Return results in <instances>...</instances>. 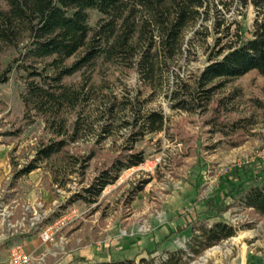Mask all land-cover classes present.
<instances>
[{
  "label": "trees",
  "instance_id": "16d2710c",
  "mask_svg": "<svg viewBox=\"0 0 264 264\" xmlns=\"http://www.w3.org/2000/svg\"><path fill=\"white\" fill-rule=\"evenodd\" d=\"M233 7L242 23L232 22L236 24L232 40L223 43L231 34V26L223 29ZM250 8L255 18L248 38L243 23ZM92 12L102 16L96 28L90 25ZM212 33L215 49L209 52L204 46L207 66L198 72L175 73L173 68L189 58L193 38L206 42ZM7 53L12 58L0 71V85L9 82L13 71L24 74L22 121L31 126L41 120L46 136L38 140L32 159L20 170L10 153V189H18L19 180L42 169L53 192L71 193L46 221L50 225L78 202L96 204L123 172L146 162L137 143L166 132L169 124L163 108H153L157 96L161 94L171 112L205 115L228 85L251 73L264 78V0H0V57ZM113 68L125 79L134 73L137 88L125 86L120 93L112 80L95 81V71ZM77 75L80 80L72 81ZM238 96L217 99L216 116L207 121L211 133L232 148L242 143L252 124L250 118L219 123L221 117L235 113ZM256 106L262 109L261 104ZM109 139L118 155L86 180L98 151L93 147L83 154L80 146L92 143L99 148ZM117 140L123 142L119 147ZM75 178H80L81 189L71 192ZM252 183L240 196V204L264 217V175ZM244 188L241 185L234 192ZM142 191L143 185L133 189L127 205ZM209 206L208 210L213 208L212 203ZM189 228L192 237L186 251L169 254L160 263L141 259L101 264H184L185 256L200 257L236 235L226 223Z\"/></svg>",
  "mask_w": 264,
  "mask_h": 264
},
{
  "label": "rangeland",
  "instance_id": "374dc122",
  "mask_svg": "<svg viewBox=\"0 0 264 264\" xmlns=\"http://www.w3.org/2000/svg\"><path fill=\"white\" fill-rule=\"evenodd\" d=\"M254 18L255 12L250 8L243 23L248 38L253 31ZM101 19L99 13L92 12L91 27L96 28ZM234 21L242 23V17L233 7L227 14L223 29L226 31L231 26V34L227 38H224V34L220 35L224 38L223 43L232 40L236 28V24L232 25ZM213 33L206 42L200 37L193 38L189 58L182 60L173 71L182 75L185 71L203 70L208 64L206 47L209 52L215 49ZM11 58V53L0 57V71L7 67ZM23 77V73L13 71L9 82L0 85L2 243L7 244L21 236L15 233L18 228H13L12 220L23 219L26 228L23 235L31 230L32 235L35 234L45 246L43 250L48 252L45 264H55L65 258L68 261L66 264H101L117 260L139 262L141 259L160 263L169 254L186 251L192 237L190 225L198 227L199 223L209 226L226 223L236 229L235 237L207 250L200 257L188 259L189 256H185L184 264H264V217L245 209L239 201L242 193L253 185V180L264 175V78L251 73L228 85L218 95L217 99L235 93L239 95L234 102L235 113L229 118L221 117L219 123L236 118L252 119L249 132L235 148L218 134H212L207 126V121L216 116L214 109L218 106L217 99L207 114L191 115L171 112L161 94L157 96L153 108L162 107L169 117V124L166 132L149 135L137 143L136 148L145 153L146 162L123 172L119 181L108 187L96 204L90 207L78 202L53 224L45 225L72 194L63 190L53 192L49 181L44 179L47 176L44 170H37L21 181V192L14 197L21 204L20 208L16 209L17 204H12V209L8 204L12 197L8 192L10 153L20 170L32 159L38 140L46 137L43 136L41 120L31 126L22 121ZM94 77L96 82L100 77L114 81L113 87L120 93L125 86L133 90L137 88L136 75L131 73L125 79L117 68L95 71ZM79 80L80 75L72 78V81ZM119 81H123L124 85L121 86ZM258 103L262 109L256 106ZM113 143L109 139L99 148L92 143L80 146L83 154L93 147L98 151L90 163L86 180L93 179L99 169L118 155ZM122 144V140L116 141L117 147ZM73 181L69 189L77 192L81 189L80 178ZM142 185V193L127 205L130 192ZM241 185L245 188L235 193V189ZM211 203L214 209L208 210ZM61 219H66L64 226L53 234L52 240L45 242L43 233ZM21 228L25 229L22 225ZM22 249L25 252L24 247ZM33 258L34 264H41L39 257Z\"/></svg>",
  "mask_w": 264,
  "mask_h": 264
},
{
  "label": "crops",
  "instance_id": "0c3cea01",
  "mask_svg": "<svg viewBox=\"0 0 264 264\" xmlns=\"http://www.w3.org/2000/svg\"><path fill=\"white\" fill-rule=\"evenodd\" d=\"M10 175H11V173H10ZM26 177H28V176H26ZM26 177H24V178H26ZM24 178H22L21 180L18 181V183H17L18 189H10V182L12 180V175H11L10 181L8 182V192L11 193V196H12L11 199L8 200V204H11L12 209H13L12 204H17L15 207L16 209L20 208V206H21V204L19 202L18 203L16 202L17 199H14V197L17 196L16 194L21 192V189H22L21 188V181ZM13 221H14V224L12 225L13 228H18L15 233L18 235H21V236L19 238L13 239L11 242H8L7 244L2 243V241L0 239V264H11V254H10L11 249L13 247H16V246L24 247L25 252L32 255L33 257L34 256L41 257L45 254L46 255V261H47L48 252L46 249L43 250V248L45 246H43V244L40 243L37 236L35 234L32 235L31 230L29 231L30 233L23 235L24 234L23 231L26 232L25 223L24 222L22 223V221H24V220L23 219L22 220L21 219L15 220V218H13L12 222ZM21 225L25 228L24 230H22ZM40 250H43V251L41 252ZM66 261L67 260L65 258L59 262L56 261L55 264H66ZM108 262H111V261H108ZM67 263H68V261H67ZM101 263H107V262H101Z\"/></svg>",
  "mask_w": 264,
  "mask_h": 264
},
{
  "label": "built area",
  "instance_id": "2783aa9c",
  "mask_svg": "<svg viewBox=\"0 0 264 264\" xmlns=\"http://www.w3.org/2000/svg\"><path fill=\"white\" fill-rule=\"evenodd\" d=\"M66 223V219H61L56 222L53 226L48 228L44 233H43V239L45 242H48L52 240V236L54 233H56L61 227L64 226ZM11 264H34L35 260L32 257V255L26 254L22 247L16 246L11 249ZM39 262L41 264H45V258L46 255H43L39 257Z\"/></svg>",
  "mask_w": 264,
  "mask_h": 264
}]
</instances>
